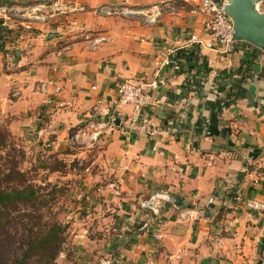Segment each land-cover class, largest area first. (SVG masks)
<instances>
[{
    "label": "crops",
    "instance_id": "0c3cea01",
    "mask_svg": "<svg viewBox=\"0 0 264 264\" xmlns=\"http://www.w3.org/2000/svg\"><path fill=\"white\" fill-rule=\"evenodd\" d=\"M77 3L80 12L12 33L6 45L13 49L5 48L0 71V123L48 146L59 162L103 168L109 180L97 191L110 194V184L120 190L117 199L104 201L106 212L123 225L152 227L129 264L150 257L154 264H264V217L234 201L236 195L264 197V51L237 42L225 55L209 46L196 0ZM83 28L110 42L89 51ZM192 35L199 42L187 45ZM173 47L181 48L183 70L158 71L161 53ZM47 80L61 88L57 95L48 88L50 105L39 90ZM130 80L162 84L148 90L150 103L136 120L123 107L119 125L96 145L69 153L67 137L96 100H115L120 84Z\"/></svg>",
    "mask_w": 264,
    "mask_h": 264
},
{
    "label": "rangeland",
    "instance_id": "374dc122",
    "mask_svg": "<svg viewBox=\"0 0 264 264\" xmlns=\"http://www.w3.org/2000/svg\"><path fill=\"white\" fill-rule=\"evenodd\" d=\"M31 1L35 0H17L11 3L1 0L0 5L15 4L19 8H31L41 2ZM257 9L262 12L261 4L257 5ZM8 26L14 30L3 31ZM36 26L37 24L25 21L24 18L0 15V45L3 44V50L0 51V71L5 61L3 54L7 52L5 48L13 49L9 46L15 38L12 33L33 31ZM7 43L9 44L6 45ZM0 135L4 139L0 146V168L17 163L18 170L24 175L25 186H31L38 196L31 204L19 206V212L2 217L1 225L4 229H0V264H7L18 251L19 242L24 239L27 227L43 229L51 223L64 228L65 239L54 264H129L132 249L137 248L141 235L152 227L144 222L123 225L118 221L120 216L106 212L104 201L110 200L109 196L115 199L117 196L97 191L99 186L109 180L103 168H89V163H80L76 159L65 164L59 162L54 155L48 154L47 147L39 145L33 137L26 139L9 132L3 123H0ZM76 150L78 149L73 147L68 152ZM92 171L93 176L89 177L88 174ZM154 238L160 237L156 234ZM154 263V258L150 257L146 264Z\"/></svg>",
    "mask_w": 264,
    "mask_h": 264
},
{
    "label": "built area",
    "instance_id": "2783aa9c",
    "mask_svg": "<svg viewBox=\"0 0 264 264\" xmlns=\"http://www.w3.org/2000/svg\"><path fill=\"white\" fill-rule=\"evenodd\" d=\"M1 1V0H0ZM198 13L204 16V29L210 38L209 46H213L222 51L225 55H231L235 50L236 41L233 40V29L230 18L226 15L224 7L225 0H196ZM264 4V0L261 2ZM155 12H158V7H152ZM82 7L77 3V0H45L37 2L31 8H19L17 6L0 5V15L9 17L24 18L25 21L35 24H45L51 18L58 15H70L80 12ZM263 10V9H262ZM121 11L124 14L139 13L132 9L123 8ZM106 14H112L111 10H104ZM142 12V11H141ZM153 19V18H152ZM81 38L86 48L89 51H96L103 44L110 42V37L104 33H91L85 28L82 29ZM49 38H56L55 33H49ZM199 42L196 36L192 35L187 41V45ZM184 58L181 56V48L173 47L161 53V60L156 62L158 71L160 69H169L173 72L183 70ZM161 84L162 82L159 81ZM157 81L138 82L125 81L120 84L117 91V97L112 101L102 99L96 100L95 104L88 112L87 120L78 125L67 137V145L69 148H91L96 145L101 137L112 129L115 125L114 120L121 113L123 107L131 108V117L136 120L141 114L143 108L150 103L149 89L157 87ZM204 85V83H202ZM48 88L52 89V95L60 93L61 88L54 84L52 80L41 82L39 90L42 94L47 95L44 104L50 105L51 99L48 98ZM18 93H13L16 97ZM48 148V146H47ZM179 177L183 172V168H179ZM111 195H120V190L116 185L110 184ZM236 203L242 204V207L249 212L255 213L258 216L264 217V197L262 199H242L236 195L234 197ZM147 229L145 233H148ZM155 237V235H154ZM105 264V263H101Z\"/></svg>",
    "mask_w": 264,
    "mask_h": 264
},
{
    "label": "trees",
    "instance_id": "16d2710c",
    "mask_svg": "<svg viewBox=\"0 0 264 264\" xmlns=\"http://www.w3.org/2000/svg\"><path fill=\"white\" fill-rule=\"evenodd\" d=\"M3 31L8 32L4 28ZM2 48L3 44L0 45V51ZM1 137L0 135V146L4 142ZM25 184L24 175L18 170L17 163L0 168V229H4L1 225L3 216L19 212V206L31 204L38 197L37 192ZM26 232L24 239L19 242L18 251L7 264H54L65 240L64 228L57 223H51L43 229L27 227Z\"/></svg>",
    "mask_w": 264,
    "mask_h": 264
},
{
    "label": "water",
    "instance_id": "95a60500",
    "mask_svg": "<svg viewBox=\"0 0 264 264\" xmlns=\"http://www.w3.org/2000/svg\"><path fill=\"white\" fill-rule=\"evenodd\" d=\"M224 11L232 22V38L236 42H245L264 51V12L257 5L262 0H225ZM119 125V119L113 122Z\"/></svg>",
    "mask_w": 264,
    "mask_h": 264
}]
</instances>
